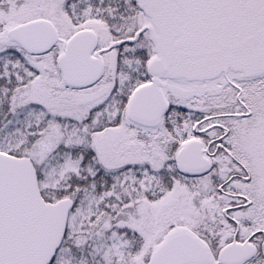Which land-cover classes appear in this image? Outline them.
Returning a JSON list of instances; mask_svg holds the SVG:
<instances>
[{
  "label": "snow or ice",
  "instance_id": "1",
  "mask_svg": "<svg viewBox=\"0 0 264 264\" xmlns=\"http://www.w3.org/2000/svg\"><path fill=\"white\" fill-rule=\"evenodd\" d=\"M0 264H264V0H0Z\"/></svg>",
  "mask_w": 264,
  "mask_h": 264
}]
</instances>
